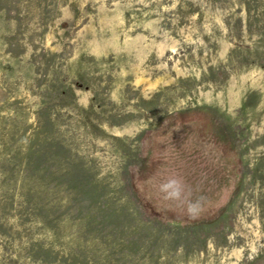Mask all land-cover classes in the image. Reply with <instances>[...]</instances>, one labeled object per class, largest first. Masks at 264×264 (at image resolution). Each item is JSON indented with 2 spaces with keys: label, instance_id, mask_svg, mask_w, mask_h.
Masks as SVG:
<instances>
[{
  "label": "rangeland",
  "instance_id": "1",
  "mask_svg": "<svg viewBox=\"0 0 264 264\" xmlns=\"http://www.w3.org/2000/svg\"><path fill=\"white\" fill-rule=\"evenodd\" d=\"M0 264H264V0H0Z\"/></svg>",
  "mask_w": 264,
  "mask_h": 264
}]
</instances>
